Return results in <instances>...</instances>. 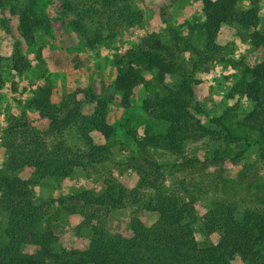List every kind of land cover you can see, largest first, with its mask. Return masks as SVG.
<instances>
[{
    "label": "trees",
    "instance_id": "obj_1",
    "mask_svg": "<svg viewBox=\"0 0 264 264\" xmlns=\"http://www.w3.org/2000/svg\"><path fill=\"white\" fill-rule=\"evenodd\" d=\"M260 1L200 0L203 19L192 22L187 34L168 24L163 33L141 35L126 44L112 57L113 88L120 92L114 98L88 87L61 92L53 100L49 85L31 88L25 104L42 124L7 113L0 127V209L6 212L0 264H233L236 256L243 264H264V55L250 63L242 55L230 56L216 41L223 24H236L239 34L264 51ZM16 2L0 0V10L15 14L17 31L33 41L35 30L48 28V18L37 12L36 0ZM57 6L60 15L75 16L73 30L90 47L143 25L142 10L134 0H57ZM6 20L3 16L4 24ZM213 62H225L239 75L226 93L232 103L203 122L193 86L197 73L208 71ZM25 66L15 49L12 71L21 72ZM139 84L145 91L141 109L165 124L163 130L125 128L135 148L129 164L139 167L141 176L132 186L105 177L100 192L77 190L51 210L53 199L35 196L33 186L42 178L66 177L76 167L106 158L109 148L95 143L91 133L103 139L115 134L108 105L117 98L120 106L129 107ZM240 97L251 102L242 112ZM85 103H92L88 112H83ZM239 129L245 133H237ZM199 139L207 145L196 155L187 141ZM251 142L256 143V156L246 160ZM226 160L240 163L234 177L216 167ZM24 168L29 174L21 177L16 171ZM167 177L181 181L165 184ZM206 193L209 205L198 211L194 201ZM59 208L88 220L102 215L91 225L85 248L55 246L56 233L47 217L55 218ZM120 208L130 210L128 236L110 233L103 225V214ZM139 209L155 214L145 232ZM144 234L148 247L134 252ZM211 234L216 240L205 242ZM28 245L35 249L26 251L23 246Z\"/></svg>",
    "mask_w": 264,
    "mask_h": 264
},
{
    "label": "rangeland",
    "instance_id": "obj_2",
    "mask_svg": "<svg viewBox=\"0 0 264 264\" xmlns=\"http://www.w3.org/2000/svg\"><path fill=\"white\" fill-rule=\"evenodd\" d=\"M12 1V0H11ZM21 3L25 0H16ZM184 1H188L184 2ZM15 2V1H13ZM135 4L142 10L143 25L128 32L117 33L104 45L96 44L88 46L85 40L73 30L76 22L75 16L71 14L60 15L57 0H36L37 12L48 18L49 26L46 30H35L34 40L27 41L22 38L16 29V17L6 10H0V127L7 113L21 115L30 118L34 124H42V120L35 118L31 108L25 104L30 96V90L35 84L49 85L52 89V99L55 100L61 92L86 89L92 87L106 96L120 95L113 88L114 67L112 57L118 53L126 44L133 43L139 36L163 33L168 24L176 26L180 32L187 34L188 26L194 21L203 19V14L198 7L200 0H134ZM8 1L5 6L8 7ZM187 4V5H186ZM161 11V14L160 12ZM260 16L264 17V0L259 3ZM6 17V24L2 17ZM13 17V19H12ZM155 18V20L153 19ZM160 26H158V19ZM166 20H165V19ZM4 19V18H3ZM164 19V20H163ZM154 20V22H153ZM216 41L225 45L227 53L238 58L240 55L247 62L259 60L264 51L260 47L252 46L248 39L238 33L236 24H223L218 33ZM15 49H18L24 57L25 68L21 72L12 71L10 57ZM148 73H146V76ZM239 75V71L225 62H213L208 71L197 73L198 81L194 83L196 99L203 107L199 117L207 122L209 115L219 114L225 109L232 99L226 96L229 85ZM145 94L142 85H137L131 97V105L123 107L118 104L117 98L112 99L108 105V117L115 127L112 137L103 139L96 131H92L95 143H105L110 153L103 160L86 167H76L66 177L42 178L33 186L34 195L42 198H52L51 210L59 207L58 201L64 199L68 194L80 189H91L94 193L103 188V178L112 177L121 184L134 185L141 176L142 170L129 164L130 155L135 154L134 145L126 134L125 128L131 126L139 132L142 128L163 130L165 124L146 114L140 107V100ZM78 95H81L78 92ZM92 103H85L83 112L90 111ZM251 106V102L243 97L238 98L239 112ZM45 123V121H43ZM244 134L242 130H236ZM252 136L249 140L252 141ZM188 149L196 155H201L207 142L205 139L188 140ZM4 153L0 148V164ZM256 156V143L246 150V160H253ZM158 161H161L158 158ZM239 164L229 161L220 162L216 167H221L225 176L234 177ZM166 171L167 167L163 168ZM212 169V167H210ZM199 170V169H198ZM21 177L29 174V169L16 171ZM181 181V177L166 178L165 184L174 185ZM210 194H200L194 201L198 211L209 205ZM98 218H85L79 213L66 214L59 208L54 218L48 216L54 232L56 233L55 246L57 248H85L91 233V225L99 222ZM130 210L128 208L113 209L103 214V225L110 233L121 232L130 235L129 225ZM139 224L144 232L150 227L155 214L150 211L139 209L137 213ZM52 218V219H51ZM6 212L0 209V230L5 224ZM197 234V233H196ZM199 235V234H197ZM216 234L206 236L205 242H214ZM149 243L144 237L139 241L134 252L148 247ZM26 251L35 249V246H23ZM233 264H243L239 257H234Z\"/></svg>",
    "mask_w": 264,
    "mask_h": 264
},
{
    "label": "crops",
    "instance_id": "obj_3",
    "mask_svg": "<svg viewBox=\"0 0 264 264\" xmlns=\"http://www.w3.org/2000/svg\"><path fill=\"white\" fill-rule=\"evenodd\" d=\"M184 2H187L188 3V1H184ZM187 5V4H186ZM198 7H200V3H198ZM12 19H13V17H12ZM154 20H155V18H153ZM158 19V18H157ZM154 20H153V22H154ZM158 26H160L161 24H160V20L158 19Z\"/></svg>",
    "mask_w": 264,
    "mask_h": 264
}]
</instances>
